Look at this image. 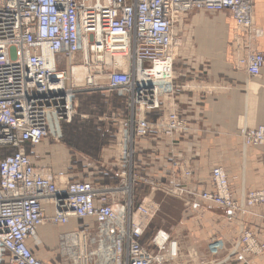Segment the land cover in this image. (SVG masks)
I'll use <instances>...</instances> for the list:
<instances>
[{
    "label": "built area",
    "instance_id": "1",
    "mask_svg": "<svg viewBox=\"0 0 264 264\" xmlns=\"http://www.w3.org/2000/svg\"><path fill=\"white\" fill-rule=\"evenodd\" d=\"M253 5L254 0H0V264H44L27 243H40L36 227L46 220L63 225L71 218L91 215L103 225H95L101 233L97 237L88 227L59 237L60 251L72 255L74 264H154L168 246L169 255H175L173 233L163 229L143 239V229L152 217L142 229V223L136 227L128 213L123 216L125 202L115 209L123 222L105 223L114 210L107 197L119 184L131 185L130 177L126 183L119 177L112 185L73 184L64 192L23 149L26 143L37 144L47 135L56 139L61 123L72 120L74 89L64 86V66L81 60L97 80L87 87L127 97L130 117L134 116L128 132L137 136L154 132L169 138L182 135L188 126L174 110L163 112L154 125L143 118L137 120L138 105L149 111L159 109L157 96L163 91L173 93L178 19L192 10L226 11L233 19L234 42L243 45L246 36L262 34L252 21ZM122 59L128 60L127 69L122 67ZM262 61L261 54L248 52L246 71L256 74ZM240 133L245 146L264 142V125L241 128ZM129 139V133L123 137V148ZM126 154L129 156L127 150ZM177 170H170L171 174L185 177L189 172ZM42 201L52 204L53 216L43 215ZM213 201L229 209L230 200L215 196ZM246 202L264 203V188L249 192ZM77 237L82 239L76 242ZM102 239L106 248H101L105 246ZM237 242L246 264H254L264 250V243L247 230L241 231Z\"/></svg>",
    "mask_w": 264,
    "mask_h": 264
},
{
    "label": "crops",
    "instance_id": "2",
    "mask_svg": "<svg viewBox=\"0 0 264 264\" xmlns=\"http://www.w3.org/2000/svg\"><path fill=\"white\" fill-rule=\"evenodd\" d=\"M253 10L254 21L262 25L263 32L256 42V50L264 57L263 0H254ZM192 11L183 15L188 23L182 40L181 34L179 36L182 44L174 60L177 110L187 120L190 130L185 135L171 138L172 145L166 137L154 132L143 138L134 137L133 171L135 176L201 194L218 190L211 183V170L220 168L225 178L220 191L233 196L242 205L250 190L264 187V143L247 147L240 133L241 128H254L264 123V65L258 76H249L242 67L232 45L233 19L228 12H210L219 14L211 20L207 17V20L203 18L204 14L190 13ZM122 101L124 99L120 98L116 103ZM28 146L27 153L32 163L50 166L56 174L67 177L71 155L63 143L44 138L39 144ZM103 157L113 159L112 154H104ZM172 159L180 161L181 167H190L191 177L171 174ZM137 190L135 186L134 194ZM162 191L153 192L152 198L154 193ZM163 192L178 200L183 208H193L194 214L182 218L179 228L181 240L175 236L172 246L175 255H169L168 246L161 264H246L247 258L241 257L242 249L236 241L231 246L222 240L214 241L210 246L212 254L208 263L199 262L205 252H199L196 243L213 235L230 238L236 231L238 235L245 229L264 242V225L261 218L253 213L240 214L232 220L227 215L212 212L211 202L187 194ZM166 200L167 205L170 201ZM252 211L264 214V204L253 207ZM89 220L38 226L40 243L37 246L29 243L34 255L45 264H61L56 261L58 234L74 230ZM254 264H264V250Z\"/></svg>",
    "mask_w": 264,
    "mask_h": 264
},
{
    "label": "bare ground",
    "instance_id": "3",
    "mask_svg": "<svg viewBox=\"0 0 264 264\" xmlns=\"http://www.w3.org/2000/svg\"><path fill=\"white\" fill-rule=\"evenodd\" d=\"M253 12H254V10L252 9V12H251L252 21L255 23ZM179 19H181V17ZM179 19H178V22H177L176 26L174 27L175 35L178 38L177 39L178 41L176 42V45L177 44L178 45H177L176 49L174 50L173 64H174L175 57L177 55L178 46H180V43H181L180 39H179V35H180V31L182 29L179 30V28H178V26L180 25V23H179L180 20ZM256 25H258V24H256ZM258 26L262 30V25L259 24ZM261 36H262V34L258 38H253V37L249 38V37L246 36L245 39L243 40V45L238 44L237 42H234V39H232V41H233L232 45L234 46V52H236V54L238 55V59L240 60V64L242 65V67L244 69H245V63L247 62V54H248V52H250V53L254 52V53L258 54V55L261 54V53H259L256 50V42ZM127 59H129V58H127ZM127 59H125L124 61H123V59L121 60L122 61V67H124V69H127L126 68L127 63H128ZM263 65H264V61H262V63L258 66V70H257L256 74H250V73H248L246 71V69H245V71L247 72V74L249 76H258L259 73H260V68ZM157 68L162 70V71H164L163 65H161V66L158 65ZM172 68H173V66H172ZM64 70H65V77H66L65 80H64V86L66 88H71L72 87L74 89L71 92L74 95L72 97V106H73V110H74V114H75L76 113V103H75L74 100H75V93L78 91L77 87H81L83 89H97V88H92V87H87L86 86V85H91V84L95 83L97 80L95 79V77H92L89 74L90 72H89L88 66H86L82 60L79 61L75 65H69L68 62H67L65 64V66H64ZM171 74L173 76V80H172V84H173L172 91H173V93L169 92V91H163V93H161L159 96H157V100L159 101V107H160L159 109H154V110H150L149 111V109H146L145 107H142V105H141V107L138 105L137 120H142L141 118H143L144 121L147 124L154 125L156 123V121L162 116L163 112H169V110H174L176 112V114L179 115V112L177 110V102H176L175 94H174L175 71L173 69H172ZM165 81H167V80H165ZM170 81H171V79H170ZM170 81H168V82H170ZM102 89H104V88H102ZM104 90L108 91L107 89H104ZM120 97H122L124 99L125 108H126V111H127L128 118H126V115H125V119H122L123 118L122 117V118H120V120H118V136L119 137H118V140L116 141V145L114 147L115 150H114L113 157H114V159L116 161V165L118 167L117 176L120 177L121 181L126 183V180H127L128 177H130V180H131L132 176H135V175H133V165H132V161H131V154H132V151H133V148H134V146H133V138L134 137L143 138V137L148 136L151 132H148L144 136H137L134 132H131V133L128 132L129 131V127H130L129 123H130L131 117H134V116L130 117V108H129L128 103H127L128 102L127 101L128 100L127 97L126 96H120ZM183 119L186 121L187 126H188L187 120L185 118H183ZM260 125H264V123L259 124L257 126H260ZM254 128H248V129H254ZM189 130H190V127L188 126L187 131L182 133V135L187 134L189 132ZM128 133H129L130 139H129L128 145H126V149H125V148L122 147V143H124L123 137L124 136L126 137L128 135ZM163 136L167 138V140L169 142V145L173 144L171 138H169L168 136H165V135H163ZM47 137H49V135H47L45 137H42L40 139V141L37 142V144H39L42 141V139L47 138ZM59 137L56 138V141L59 140L58 139ZM127 140L128 139L126 138V141ZM242 142H243V139H242ZM37 144H34V145H37ZM28 145H30V144L26 143L25 144V148L23 150H24L25 155L29 158V155L27 153V146ZM34 145H30V146H34ZM247 147H251V146H247ZM126 150L129 153V156H127ZM125 163H126V166L123 167V165ZM180 163H181L180 161L172 159V161H171L172 169H176L178 167L177 171H180L181 169H183V172H184V170H187L189 172L187 173V176H185V177L186 178H190L191 175H192V170L190 169V167H185V166L181 167ZM34 165L37 166L38 168H40L41 170H43L45 175L52 177L54 179V181H56V183L59 185L58 190L62 189L64 192L70 191V190H68V188H69L70 185H73V184L96 185L95 183H97V182H94V181H92V182H89V181H82V182L70 181L68 178H66V176H61V175L56 174V172H54L52 167H50V166H44V165H38V164H34ZM221 171L222 170L220 168H213L211 170V183L213 185H215V187L218 190H216V192H214V191L213 192H205V193H201V194L196 192V191H194V190H187V189L182 188L180 186L168 187V186L163 185V184H161L159 182H154L152 180H149V179L145 178L147 183L150 185V191H149L148 194H146L143 197L141 202L139 204L136 203L135 206L133 205L132 197H131L132 194L134 193L135 184H131V185L129 183H127L125 185L119 184L118 186L112 188L111 195H109L107 197V199H106V201L108 200V203H110L109 204L110 206L113 205L112 208L114 210H113L112 215L109 217V220H107L105 223L109 224L110 226H114L117 223H119L120 221H121V223L123 222V218L116 212L115 209H116V205L122 206L123 205L122 203L125 202L127 207H130V205H131V207H130L131 212H130L129 208L126 207V209H125L122 206L123 207V216H124V214L128 213L129 218L133 219L132 223L137 225L136 227L140 228V224L142 223L141 224V229H142L144 223H146L147 220L152 217L150 219L147 227L145 228V230L143 229V231H144L143 239L144 238H148L149 239L154 231H155L154 234L158 230H162L163 231L164 228L160 227V226H155L151 231L149 230L150 223H152L151 220L153 218H155V216H156V214H157V212L159 210V206H160L159 203L155 202L154 199L151 196V194L153 192L157 191V190H163L165 192H174L175 194H187V195H189V196H191L193 198L196 197V198H198L200 200L203 199V200L211 202V203H213V204H215L217 206H219V204H217V203H215L213 201V197L221 196L225 200H227V199L230 200L229 201V207H228L229 209L228 210L225 207H221V205L219 206L221 208L226 209L227 212H233V213H230V215H228V216L233 217V218H237V217L240 216V214L253 213V214L259 216L261 218V222H262V218L264 217V214L263 213H255V212L252 211L253 207L259 206L261 204L248 205L247 202H246L249 192L261 190L262 188L250 190L247 193V195L245 196L244 202L241 205L233 196L226 195L222 191H220V189L223 188L224 181H225V178H224V176H223ZM109 185H112V184H109ZM125 198H126V201H125ZM126 202H128L129 206H128V204ZM115 203H117V204H115ZM100 204H101L100 202H97V205H100ZM262 204H264V203H262ZM41 207H42L43 215L45 217L46 216L50 217V216L54 215L55 210H54V207L52 206V204L50 202L42 201ZM49 209H50V212H49ZM124 210H125V212H124ZM84 219H91L95 225H97L100 228L103 227V225H101V222L95 216H92V215L91 216H85L83 219H79V220H84ZM70 220H78V219L71 218ZM69 221L67 223H69ZM46 223L52 224L51 222L46 220L45 222H43L42 224H39L38 226L46 224ZM262 224H263V222H262ZM52 225H54V224H52ZM81 225H84V227L79 228ZM81 225L78 228H76V229H83V228H87V227L89 228V226L86 223L85 224H81ZM37 227L35 229V233H36V235L38 237ZM76 229L71 230V231H66V232H60L58 234V245H59V237H60V235L67 234V233H72V232L76 231ZM147 230H149V231L147 232ZM164 230H166V229H164ZM241 231H243V230H241ZM241 231L238 233V235L241 233ZM247 231H250V230H247ZM250 232L254 235V233L252 231H250ZM98 234H101L99 232V230H98ZM80 238L82 239V237H77L76 242L80 241ZM38 239H39V237H38ZM157 241H158V243H160V241H161L160 238H157ZM39 242H40V239H39ZM102 242L104 243L105 246H102L101 248H106L107 247L106 241L104 239H102ZM27 243L29 245V243H31V241L28 240ZM167 248L168 247H164L161 250L160 254L157 255V260L155 261L156 263H154V264H161V262L165 258V253L164 252H165V250ZM74 249L75 248H73V250ZM100 251H101V249H100ZM153 251L156 253V250H153ZM241 257L243 259H245L246 256H244V254L241 253ZM36 259L38 261H41L37 257H36ZM41 262L44 263L43 261H41ZM72 264H74V258H73Z\"/></svg>",
    "mask_w": 264,
    "mask_h": 264
},
{
    "label": "rangeland",
    "instance_id": "4",
    "mask_svg": "<svg viewBox=\"0 0 264 264\" xmlns=\"http://www.w3.org/2000/svg\"><path fill=\"white\" fill-rule=\"evenodd\" d=\"M195 12L204 14L203 18L207 19L208 17L210 20L214 15L219 14L202 11H192L190 13ZM181 22L182 23L178 26V28L179 30L182 29V31H180L182 40L183 31L187 28V18L183 19L182 16ZM179 49L180 46H178V50ZM173 70L175 71L174 64ZM77 89L78 91L75 93V100L73 99L76 103V113L73 115L72 120L67 123H61V127L59 129L60 137L58 138V141H56V139L52 138L51 136L47 137V139H49L51 142H61L69 150L71 158L69 163V171L66 178H68L70 181H94L100 183L101 185L117 184L118 167L116 165V161L114 160V157L113 159H111L112 157L104 158L103 155H113L112 151L119 137L117 127L118 120H120L122 117V119H125V115L126 118H128L127 111L124 108V101H122L120 104L116 103L118 99L122 98L120 96L124 95H119L115 92H107L104 89H83L81 87H77ZM118 113H120V116H118ZM115 124L116 126H114ZM28 147L29 146H27V149ZM134 161L135 160L133 158V162ZM130 183L135 184L136 188L138 189L135 194L133 193L131 196L133 205L135 206L136 203L139 204L143 197L149 193L150 185L147 183L144 177H140L139 175L132 176ZM153 199L155 202L160 203V206L155 218L151 220L152 223H150L149 230L151 231L156 225H158L160 227H164V229L173 233L174 236H177L178 239L181 240L179 232L181 220L187 214H194V209L189 208L187 210L186 208H183L178 200L166 196L163 191L154 193ZM166 199L170 201L167 205L165 204V202H167ZM210 207L212 212L214 211L217 214H222L225 217L230 215V212H227V210L224 208L214 204ZM184 209L186 210L184 211ZM228 217L232 220H235L233 217ZM178 219H180L179 222H177ZM90 220L87 222L89 231L93 237H97L98 230L95 228L93 221L91 220V222ZM149 230H147V232ZM102 237L104 238L105 235L102 234ZM237 238L238 235L236 231V233L230 238L223 239L217 235H213L205 240L199 241V243H196L197 248L196 246L194 247L199 250V252L202 250L203 254L205 252V256H203L199 262H209V258L212 254L210 246L214 241L218 242V240H222L226 245L230 244L229 246H231V244H234L235 241L237 242ZM105 239L109 240L107 237H105ZM90 246L94 247L93 244ZM57 250L58 256L56 261L61 264H72L73 256L68 253L61 252L58 243ZM206 254L208 256H206ZM178 261L180 262V260ZM176 262L177 260L175 263ZM168 263L169 262H163V264Z\"/></svg>",
    "mask_w": 264,
    "mask_h": 264
}]
</instances>
